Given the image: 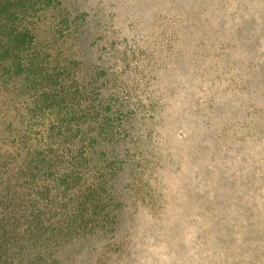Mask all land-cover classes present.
Listing matches in <instances>:
<instances>
[{
	"label": "rangeland",
	"instance_id": "rangeland-1",
	"mask_svg": "<svg viewBox=\"0 0 264 264\" xmlns=\"http://www.w3.org/2000/svg\"><path fill=\"white\" fill-rule=\"evenodd\" d=\"M0 264H264V0H0Z\"/></svg>",
	"mask_w": 264,
	"mask_h": 264
},
{
	"label": "clouds",
	"instance_id": "clouds-1",
	"mask_svg": "<svg viewBox=\"0 0 264 264\" xmlns=\"http://www.w3.org/2000/svg\"><path fill=\"white\" fill-rule=\"evenodd\" d=\"M84 55H88L87 52L84 53ZM96 63V67H95V72L97 73V75L100 77V79L102 80L103 79V71L106 67V62L105 61H98V62H95Z\"/></svg>",
	"mask_w": 264,
	"mask_h": 264
}]
</instances>
